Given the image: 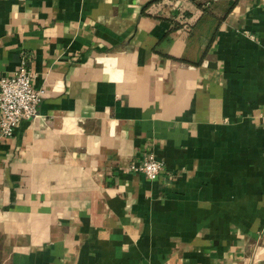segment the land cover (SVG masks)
<instances>
[{
    "label": "crops",
    "instance_id": "crops-1",
    "mask_svg": "<svg viewBox=\"0 0 264 264\" xmlns=\"http://www.w3.org/2000/svg\"><path fill=\"white\" fill-rule=\"evenodd\" d=\"M0 0V264H264V0ZM152 152L148 178L128 164Z\"/></svg>",
    "mask_w": 264,
    "mask_h": 264
},
{
    "label": "built area",
    "instance_id": "built-area-1",
    "mask_svg": "<svg viewBox=\"0 0 264 264\" xmlns=\"http://www.w3.org/2000/svg\"><path fill=\"white\" fill-rule=\"evenodd\" d=\"M33 74L23 55L11 76L0 78V139L13 133L17 123L37 111L43 91L32 86ZM162 162L152 152L145 153L139 160L128 164L130 171H140L148 178H155Z\"/></svg>",
    "mask_w": 264,
    "mask_h": 264
},
{
    "label": "trees",
    "instance_id": "trees-1",
    "mask_svg": "<svg viewBox=\"0 0 264 264\" xmlns=\"http://www.w3.org/2000/svg\"><path fill=\"white\" fill-rule=\"evenodd\" d=\"M190 1L195 2L196 5H198V6H203V7H205V3L202 2V1H200V0H190Z\"/></svg>",
    "mask_w": 264,
    "mask_h": 264
}]
</instances>
